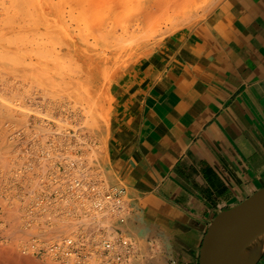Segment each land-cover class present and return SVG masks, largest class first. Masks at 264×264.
Here are the masks:
<instances>
[{
	"label": "crops",
	"instance_id": "crops-1",
	"mask_svg": "<svg viewBox=\"0 0 264 264\" xmlns=\"http://www.w3.org/2000/svg\"><path fill=\"white\" fill-rule=\"evenodd\" d=\"M156 60L114 84L99 166L134 263L199 264L215 217L264 187V0L223 1Z\"/></svg>",
	"mask_w": 264,
	"mask_h": 264
},
{
	"label": "bare ground",
	"instance_id": "bare-ground-1",
	"mask_svg": "<svg viewBox=\"0 0 264 264\" xmlns=\"http://www.w3.org/2000/svg\"><path fill=\"white\" fill-rule=\"evenodd\" d=\"M152 1L154 10L167 3ZM179 1L169 3L176 6ZM122 6L118 2L108 7V18L115 17ZM150 13L144 14L141 22L150 15L155 17ZM117 31L115 28L110 35ZM23 46L19 39L0 36V264H40L36 256L49 264H105L106 250L112 257L122 251L120 264H137L134 254L138 247L116 229L129 218V198L118 201L123 210L117 213L110 209L116 201L103 196L105 189L116 187L100 181L68 180L72 155L68 156L67 139L61 137L66 129L59 132L60 138L53 137L52 117L44 113L42 101L34 99L36 92L27 89L35 82L30 79L36 76L37 63L30 56L33 49ZM67 50L75 53L86 74L97 73L98 63L87 65L89 58L76 52L73 45H67ZM122 239L127 243L120 244Z\"/></svg>",
	"mask_w": 264,
	"mask_h": 264
},
{
	"label": "rangeland",
	"instance_id": "rangeland-1",
	"mask_svg": "<svg viewBox=\"0 0 264 264\" xmlns=\"http://www.w3.org/2000/svg\"><path fill=\"white\" fill-rule=\"evenodd\" d=\"M165 1L166 6L169 4L167 9L165 6L154 10L152 0H0V33L4 34L0 36L19 39L25 48L28 45V50L33 49L30 56L37 63L36 76L30 79L35 82L27 89L36 92L32 94L34 99L42 101L44 113L52 117L53 137L66 133L61 137L68 141L70 162L79 160L77 163L82 165L70 172L107 181L99 162L106 153L114 84L151 61L158 67L156 59L167 53L174 37L211 17L225 0H180L176 6L170 4L173 0ZM118 2L123 5L121 10L109 19L108 7ZM148 13L156 19L150 15L143 22ZM115 28L117 33L110 35ZM67 45L89 58L87 65L90 61L98 63L97 73L86 74L85 66L74 52H68ZM35 258L40 264H49L40 256Z\"/></svg>",
	"mask_w": 264,
	"mask_h": 264
},
{
	"label": "water",
	"instance_id": "water-1",
	"mask_svg": "<svg viewBox=\"0 0 264 264\" xmlns=\"http://www.w3.org/2000/svg\"><path fill=\"white\" fill-rule=\"evenodd\" d=\"M263 238L264 187L215 217L204 236L199 264H259Z\"/></svg>",
	"mask_w": 264,
	"mask_h": 264
},
{
	"label": "built area",
	"instance_id": "built-area-1",
	"mask_svg": "<svg viewBox=\"0 0 264 264\" xmlns=\"http://www.w3.org/2000/svg\"><path fill=\"white\" fill-rule=\"evenodd\" d=\"M79 164L77 162H72L71 163V168L70 170H77ZM81 166V165H80ZM69 170V181H98V180H92L90 179L87 174L84 173H79V172H70ZM105 183V181H100ZM105 193H104V197L106 198H112L116 201V203L114 204L113 207H111L110 209L120 213L123 209L121 207V203H118V201H124L127 197V192L124 188H109V189H105ZM127 243V241H124L123 239L120 241V244H125ZM127 253L129 251H126ZM113 254V253H112ZM124 259V253L122 251H120V253H116V255L114 257L109 256V250H106L104 253V259H103V263L105 264H110V263H115V264H120L118 262L123 261ZM115 261V262H113ZM100 262V261H99Z\"/></svg>",
	"mask_w": 264,
	"mask_h": 264
}]
</instances>
